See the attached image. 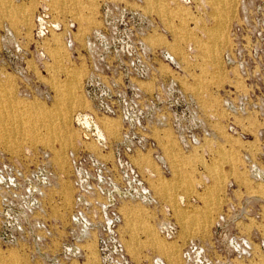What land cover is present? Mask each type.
Returning <instances> with one entry per match:
<instances>
[{
	"label": "rangeland",
	"instance_id": "rangeland-1",
	"mask_svg": "<svg viewBox=\"0 0 264 264\" xmlns=\"http://www.w3.org/2000/svg\"><path fill=\"white\" fill-rule=\"evenodd\" d=\"M222 1L0 0V51L9 55L0 64V147L28 166L39 150L49 154L52 252L73 242L69 152L109 164L107 196L121 217V253L109 235L104 261L92 233L82 258L61 252L47 263L33 243L0 244V264H264L229 244L256 224L233 229L225 219L217 229L232 192L264 197L243 168L245 148L255 157L258 140L237 135L264 128V0ZM82 118L95 123L102 146L86 140ZM227 151L231 171L219 160ZM218 169L226 178L211 193Z\"/></svg>",
	"mask_w": 264,
	"mask_h": 264
},
{
	"label": "built area",
	"instance_id": "built-area-1",
	"mask_svg": "<svg viewBox=\"0 0 264 264\" xmlns=\"http://www.w3.org/2000/svg\"><path fill=\"white\" fill-rule=\"evenodd\" d=\"M46 24L53 27L56 23L50 17ZM39 37L37 33L36 38ZM8 57L7 52L0 51V64H6ZM25 63L28 64L27 61ZM39 96L50 99L47 90L39 92ZM106 114L114 115L112 112ZM91 120L88 130L80 125L82 134L86 140L93 139L96 144L102 146L103 140L95 136L96 125ZM237 135L246 140V143H249V138L258 140L255 150H252L254 154L258 147L259 152L255 157L248 153V147L245 148L243 168L253 183L264 185V128L255 133L245 131ZM37 154H40L37 162L28 166L23 160L9 156L0 147V244L13 246L33 243L37 246L42 260L56 263L61 252L68 255L69 260L82 258L84 251L81 243L95 233L102 261L107 253L106 243L109 235L115 251L120 254L121 244L116 230L121 223V217L114 207L117 200L112 202L107 196V187L114 183L113 174L106 161L84 151L69 152L68 155L74 189L71 212L73 242H64L59 245L56 254L52 252L54 232L52 224L46 218L48 208L45 205V194L54 184L56 175L49 154L43 150H39ZM117 165L121 166L119 158ZM232 198L234 203H230V208L220 216L217 229L222 228L221 223L225 219L233 229H239L244 222L256 224L246 237L237 230L230 236L229 244L240 257L253 258L256 253L264 261V197L246 193L237 198L232 192ZM253 239L257 240V252Z\"/></svg>",
	"mask_w": 264,
	"mask_h": 264
},
{
	"label": "crops",
	"instance_id": "crops-1",
	"mask_svg": "<svg viewBox=\"0 0 264 264\" xmlns=\"http://www.w3.org/2000/svg\"><path fill=\"white\" fill-rule=\"evenodd\" d=\"M212 1L215 4H217L219 2L223 3L222 0H212ZM225 2H226V0H225ZM22 13L24 14L23 10H22ZM224 33H225V27L223 24H220L218 26L217 30H215L214 36L212 38L214 41H216V44L211 46V50H210L211 57L216 55L217 47L219 46V44L223 40ZM234 159H235V153L233 151H227L226 153H221L220 157H219L220 164H226V166L228 165L229 170L232 169V164L234 162ZM212 170H213V168H212ZM225 178H226V174L222 171V169L212 171L213 184H212V187L210 189V192L211 193H217V191L222 187ZM204 217H206V216H204Z\"/></svg>",
	"mask_w": 264,
	"mask_h": 264
},
{
	"label": "bare ground",
	"instance_id": "bare-ground-1",
	"mask_svg": "<svg viewBox=\"0 0 264 264\" xmlns=\"http://www.w3.org/2000/svg\"><path fill=\"white\" fill-rule=\"evenodd\" d=\"M29 114H30V113H29ZM42 114H43V113H42ZM3 115L6 116L7 118H9V116H10L8 112L5 113V114H3ZM6 117H5V118H6ZM18 117L21 118L20 116H18ZM45 117H47V116H45V115L43 114L39 119L43 118V120H45ZM5 118H4V119H5ZM79 120H80V119H79ZM15 121L18 122V121H20V120L18 119V120H15ZM81 121H82V122H81V126H83V128H85V129L89 128L90 125H89V123H88V121H87L86 118H82ZM1 122H2V121H1ZM42 122H44V121H42ZM20 123H21V122H20ZM20 123L18 124V126L20 125ZM47 123H48V122H47ZM24 124H26V123H24ZM26 126H27V125H26ZM45 126H46V125H45ZM48 126H49V125H48ZM62 126H63V125H62ZM30 127H31V126H30ZM49 128H50V127H49ZM67 128H68V127H67ZM94 132H95V136H97V137L100 136V134H99L100 130H99V132H98L97 129H96V130L94 129ZM66 136H68V135H66ZM99 138L102 139L101 136L98 137V139H99ZM5 139H7V138H5ZM1 140H2V137H1V134H0V143H2ZM67 140H68V139H67ZM67 140H66V141H67ZM3 142H4V140H3ZM64 142H65V141H64ZM4 143H5V142H4ZM7 143H8V142H7ZM61 149H62V147H61ZM60 156H61V155H60ZM243 172H244V171H243Z\"/></svg>",
	"mask_w": 264,
	"mask_h": 264
}]
</instances>
